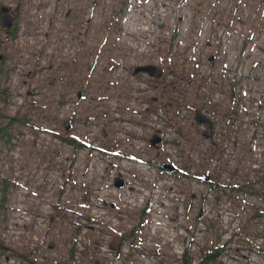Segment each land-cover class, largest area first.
Returning a JSON list of instances; mask_svg holds the SVG:
<instances>
[{"label": "rangeland", "instance_id": "374dc122", "mask_svg": "<svg viewBox=\"0 0 264 264\" xmlns=\"http://www.w3.org/2000/svg\"><path fill=\"white\" fill-rule=\"evenodd\" d=\"M41 1L48 14L57 2L0 0L9 13L19 9L16 37L0 24V90L6 97H0V125L9 124L11 137L0 141V204L5 182L6 202L29 205L35 191L36 198L50 200L51 214L67 212V219L79 203L106 207L125 230L118 237L125 242L134 230L133 240L142 238L149 215L137 224L147 202H171L174 195L187 220L176 242L191 260L198 264L206 251L222 247L209 264H264V174L252 168L251 144L230 140L246 116L252 130L250 117L264 112V0H96L92 6L93 0H80L81 21L90 20L82 43L80 28H66L64 42L51 41L50 28H18ZM59 7L65 12L69 4ZM71 11L69 21L77 26ZM140 63L161 68L162 76L133 75ZM199 109L220 118L221 137L230 145L201 138L193 125ZM181 110L187 115L179 121ZM66 120L72 123L68 131ZM169 127L175 143L151 148L152 134ZM62 138L85 147L76 150ZM202 148H210L205 161L188 160ZM177 152L181 171L161 172V164H170L168 154ZM116 178L122 187L114 186ZM200 206L212 228L196 239L189 230ZM42 230L36 233L49 234ZM166 249L161 261L152 256L149 262L180 264L172 247Z\"/></svg>", "mask_w": 264, "mask_h": 264}, {"label": "built area", "instance_id": "2783aa9c", "mask_svg": "<svg viewBox=\"0 0 264 264\" xmlns=\"http://www.w3.org/2000/svg\"><path fill=\"white\" fill-rule=\"evenodd\" d=\"M55 4H53V9L48 14V12H44V6H47V4L45 2L44 4L43 2H39L33 16L31 18L24 16V19L20 20L18 28H45V30L50 28V40L51 38V41L62 39V42L66 40L65 37H68L66 28H80L79 32L80 34L82 33V36L78 42L82 43V29L88 26L90 20L87 18L84 23L83 20L81 21L79 19L76 21V26L73 21H69V18L65 16L68 7L63 12L59 7L60 5ZM92 5L93 1L90 3V6ZM63 6L64 4L62 8ZM16 31L18 30L16 29ZM79 47L77 46L74 50L75 57H78L77 49ZM64 57L66 56L64 55ZM65 62L68 63L66 60ZM65 62L63 61V63ZM71 62L76 63V60L72 59ZM140 64L139 66L145 65L144 63ZM217 93L222 97L219 92ZM198 111L211 122L208 130L210 137L207 139L203 136L206 128L203 124L195 121V114H193V125L199 126L201 138L205 141L213 142L216 145L220 143L230 145L228 139L226 140L221 137L223 130L221 129L222 122L220 118L214 117L204 109H199ZM159 112V117H163V111L160 110ZM186 113L187 111L181 110L178 120L185 119ZM250 119L255 120L253 129L248 130L247 125L253 123L248 122V116H246L243 123L238 125V129L240 130L239 135L230 137V140L232 145L239 144V141L241 143H250L251 157L254 162V164H252L253 162L251 163L252 168L261 169L264 174V165L262 167L259 165V163L264 162V131H262L264 128V112H257ZM235 125L237 126V124ZM256 127L260 129L259 134L258 130H255ZM172 133L173 127H169L165 132L158 130L152 134V136L157 134L161 138L158 148L161 145L167 147L175 143L174 136L173 138H169ZM209 153L210 148H202L200 152L188 153L187 157L188 160L192 161L194 159L200 165L207 159ZM168 155L170 165H173L181 171L179 167H182L181 153L177 152L172 156L170 154ZM224 157H226V154H224ZM184 174H187V172ZM219 192L221 195H224L223 191ZM30 195L32 201L29 205L25 202L23 204L14 203L13 201L9 202V200L4 204L2 213L5 217L1 226L2 228L0 229V242L4 250L0 253V264H95L96 262L98 264H151L149 260L152 259V256L157 258L156 260H152V262L161 261L165 253L169 252L166 249L168 247H172V256L176 259L179 258L181 264L183 256L186 254L183 246H180L176 242L179 234L186 232V228L182 226L187 222L186 215L182 203L173 202L175 199L174 195L170 197L171 202L166 200L163 203H153L152 205L147 202L146 205L148 207L145 205L144 209H147L146 214L149 217L145 218L146 221L144 220V234L142 238L133 240V237H129L128 241L125 242L120 241L118 238L125 230H120L116 227V219L111 215L113 212H110L106 207L103 208L94 204L91 208L87 209V207L79 203L78 206H73L74 209L77 208L73 215L74 218L67 219L70 215L67 212H65V217L58 216V212L51 214L54 208L49 199H45V197L42 199L36 198L37 194L35 191L30 192ZM195 196L201 198V195L196 194ZM18 208H25V211H19L17 210ZM43 208H47L48 211L42 213ZM84 209L86 212H83ZM203 211V207L200 206L197 213L199 216L198 218L194 217L189 230V233L194 235L196 239V236L204 235L208 228H210V219L206 217L208 211ZM85 213L87 216H85ZM172 216H175L173 221L171 220ZM57 226L59 229L53 234L51 231L55 230ZM42 228V231L48 228L49 234L36 233L38 229ZM68 230L69 232L66 234ZM10 231L16 234V240L13 239V234H8ZM60 231L62 234L57 236L56 234H59ZM111 231L115 233L114 236H111ZM50 233H52V236ZM55 241H61L62 243H56ZM114 241L119 246L117 252L110 247ZM51 244L52 247L50 248L49 246ZM56 251L60 252L56 253ZM176 251H179L178 254H175ZM191 264L197 263L191 260Z\"/></svg>", "mask_w": 264, "mask_h": 264}, {"label": "water", "instance_id": "95a60500", "mask_svg": "<svg viewBox=\"0 0 264 264\" xmlns=\"http://www.w3.org/2000/svg\"><path fill=\"white\" fill-rule=\"evenodd\" d=\"M18 9V8H17ZM17 9H15L13 11V15H15V13L17 12ZM9 11L8 8H5L3 6L0 7V24L3 27V31H5L6 34L9 33L8 29L11 27V23L13 20V16H8V15H3V13H7ZM162 69L155 66V65H144V66H137L134 68L133 70V75H137V74H146L148 77H151L153 79H159L162 76ZM78 98L80 97V94H78L77 96ZM195 121L199 124H203L204 127L206 128V131L204 132V138H209L210 137V132L208 131L210 126H211V122L210 120L206 119L205 117H203L200 112L197 110L195 113ZM63 126H64V130H69L70 129V122L69 121H64L63 122ZM161 142V138L155 134L153 135L150 139H149V145L151 148H157L158 144ZM160 168L166 172H177L178 169L172 165L169 164H161ZM209 177L206 176L205 177V181H208ZM114 186L117 188H120L123 186V181L120 178H116L114 180ZM174 210H176L174 208ZM175 219V216L171 217V220L173 221ZM209 227L211 228L212 225L209 224ZM50 248L52 247V244L49 246ZM111 249H114L116 252L118 251V244L114 241L111 244ZM95 264H98L97 262Z\"/></svg>", "mask_w": 264, "mask_h": 264}, {"label": "trees", "instance_id": "16d2710c", "mask_svg": "<svg viewBox=\"0 0 264 264\" xmlns=\"http://www.w3.org/2000/svg\"><path fill=\"white\" fill-rule=\"evenodd\" d=\"M10 32V31H9ZM10 37L11 38H14L15 34H16V28H12L11 30V33H10ZM0 97L3 99V97H5V91L4 90H0ZM6 98V97H5ZM2 117V116H1ZM11 121H13L12 119H10V122L8 123H11ZM23 122H25L24 120H22ZM9 130V124H5V125H0V141L4 139V141L6 140L7 143L8 141L11 139V137L9 136V133H7ZM35 130H37L35 128ZM62 141L65 142V143H68L70 145H72L76 150L77 149H80V148H83L85 146L79 144L76 140L74 139H65V138H62ZM4 143V142H3ZM159 169L161 172H164L166 173L164 170H162L159 166ZM4 186L3 188V197H2V202L0 204V209L3 210L4 208V204L6 202V195H5V192H6V183L4 182L2 184ZM147 206V205H146ZM148 207V206H147ZM147 212V209L145 208L144 211H142V214L138 220V224H137V228L140 227V225L142 224V222L144 221V217H145V213ZM135 232L136 230L132 231L130 236L129 237H133L135 238ZM124 239V237L122 238ZM4 250L3 246L1 245V242H0V253ZM223 252V248L222 247H219V248H215V249H211V250H208L206 251L201 260H200V263L199 264H209V263H214L216 261V258L218 255H220L221 253ZM185 261V262H184ZM184 262V264H191V260H190V257H188V255H184L183 256V261L182 263Z\"/></svg>", "mask_w": 264, "mask_h": 264}, {"label": "flooded vegetation", "instance_id": "af4514ba", "mask_svg": "<svg viewBox=\"0 0 264 264\" xmlns=\"http://www.w3.org/2000/svg\"><path fill=\"white\" fill-rule=\"evenodd\" d=\"M57 2H56V4L57 5H63V4H66V5H68L69 4V7H68V11L66 12V14H65V16L67 17V18H70L71 17V15L73 14V12L71 11V6H72V8H74V11H75V18H76V21H78L79 19H81V12H82V6H81V2H80V0H56ZM95 1L96 0H93V3H95ZM41 2H43V4H44V1H41ZM55 4V5H56ZM18 8V7H17ZM16 8V9H17ZM18 11H19V9H18ZM17 11V12H18ZM10 11H8V13H9ZM5 14V15H8L9 16V14H11V16H13V20H12V23H11V27L10 28H16L15 26H14V22L17 20V13H15V15H13L12 14V12L11 13H9V14ZM14 19H15V21H14ZM14 26V27H13Z\"/></svg>", "mask_w": 264, "mask_h": 264}]
</instances>
